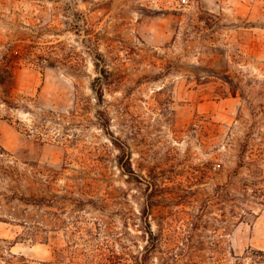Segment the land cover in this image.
Wrapping results in <instances>:
<instances>
[{"label": "rangeland", "instance_id": "374dc122", "mask_svg": "<svg viewBox=\"0 0 264 264\" xmlns=\"http://www.w3.org/2000/svg\"><path fill=\"white\" fill-rule=\"evenodd\" d=\"M0 148V204L42 200L5 206L4 254L48 262L119 239L139 255L157 238L146 264H250L264 0H0Z\"/></svg>", "mask_w": 264, "mask_h": 264}, {"label": "trees", "instance_id": "16d2710c", "mask_svg": "<svg viewBox=\"0 0 264 264\" xmlns=\"http://www.w3.org/2000/svg\"><path fill=\"white\" fill-rule=\"evenodd\" d=\"M120 150V155L118 157V166L119 168L129 175H135L134 170L132 169L131 162V153L126 146L118 145ZM6 152L0 148V155H4ZM12 180H16L14 177H11ZM151 178V177H150ZM150 185V183L148 184ZM14 193L13 196L7 197V202L4 206L0 204V214L5 211V206H8L10 202L18 200V202L25 203L27 205H33L39 207L42 204V200L36 199L34 197L26 198L24 196L18 197ZM146 209L151 213L152 211V191L147 194L146 198ZM15 210V209H14ZM232 219L237 217L238 212L233 211ZM10 217L13 218V213H9ZM221 222L228 223L227 212L222 211ZM231 219V220H232ZM0 221L6 222L5 219ZM20 224L24 227L29 223L27 217L22 215L19 220ZM152 235V231H150ZM48 237H45V239ZM156 242L150 241L145 249L139 253V255H134L131 253L130 249L124 246L119 239H115L116 245H109L107 247H102V245H96L95 247L85 251L79 248H74L68 246L64 249H53L52 261L48 262H34L27 259L23 255H16L11 251H7L6 254L3 253V248L0 246V264H146L149 256L154 253L156 250L161 252V246H158V239ZM165 252L163 251L162 263L161 264H178L175 261V256L165 257ZM164 256V257H163ZM250 264H264V250H254L250 253ZM175 261V262H174ZM237 264H244L240 261V258H237Z\"/></svg>", "mask_w": 264, "mask_h": 264}]
</instances>
